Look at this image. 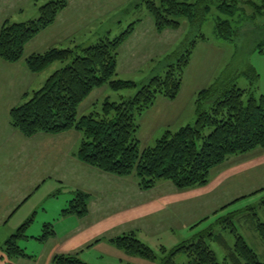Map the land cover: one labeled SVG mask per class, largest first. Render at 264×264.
<instances>
[{"label":"trees","instance_id":"trees-1","mask_svg":"<svg viewBox=\"0 0 264 264\" xmlns=\"http://www.w3.org/2000/svg\"><path fill=\"white\" fill-rule=\"evenodd\" d=\"M67 2L50 0L39 6L38 17L25 22L5 20L0 28V58L10 63L21 60L27 42L52 24ZM143 4L157 30L178 29L181 22L177 18L182 17L193 35L165 57L163 75H155L143 84L116 77L118 48L134 23L118 36H105L90 45L51 47L26 57L27 69L38 73L57 61L66 65L54 70L40 88L26 94L21 104L12 107L9 122L25 137L78 131L81 139L76 156L81 162L117 176L135 174L141 189H150L159 180L169 181L177 189L203 186L211 170L229 156L264 148V96H256L254 87L241 89L233 79L221 77L197 92L194 125L166 131L152 146L144 148L138 147L136 117L158 96L171 100L177 97L192 51L197 41L205 39L200 28L212 8L218 12L213 18L215 35L233 40L238 32L236 25L242 18L264 15V0H161L160 4L144 0ZM247 71V77L252 81L257 79L252 67ZM101 86L114 91L134 89L135 93L119 102L105 99L100 111L78 116V106L94 88ZM207 128L212 130L205 134ZM86 212V195L78 192L61 214L83 216ZM224 220L233 227L229 217ZM29 223L30 219L5 240L7 258L28 256L18 243L27 238ZM255 230L264 243V223L258 222ZM230 232L235 242L232 247L227 246L222 262L218 261L209 241L223 245L225 241L208 228L169 251L161 247L160 252L165 255L160 264H175L174 257L179 253L191 258L188 264H264L234 227ZM53 234L52 226L45 224L37 239L44 241ZM110 241L131 255L156 258L155 252L132 232ZM53 264L86 263L76 256L56 255Z\"/></svg>","mask_w":264,"mask_h":264},{"label":"crops","instance_id":"crops-1","mask_svg":"<svg viewBox=\"0 0 264 264\" xmlns=\"http://www.w3.org/2000/svg\"><path fill=\"white\" fill-rule=\"evenodd\" d=\"M28 1L37 5L38 0ZM80 1L86 9L85 18L90 22L98 16H105L109 11L105 1L68 0L67 6L57 14L55 21L27 42L21 60L10 63L0 58V264H53L56 255L76 256L89 263L87 257L90 254L113 255L114 250L120 249L110 239L129 232L136 235L135 231L140 229L138 225L141 223H144L142 227H151L154 226L153 222L157 223L160 219L170 223L165 229H172L179 222L188 221L192 215V200L195 196H201L205 192L207 195L215 180L217 189L225 188L226 180L242 169L241 166L248 156L251 158L264 154L262 148L244 153L246 158H232L223 165L224 161L211 170L209 180L203 186L177 189L171 182L159 180L152 188L141 189L135 174L117 176L81 162L76 156L81 134L76 130L57 134L37 133L25 137L11 126L10 109L21 104L26 99L25 95L40 88L47 79L45 77H48L43 75L46 69L31 73L27 69L25 58L51 47L85 46L74 40L77 33L87 26L83 24L84 13ZM13 8L12 2L7 9L12 11ZM31 19L35 18L28 20ZM5 20L8 18L0 20V28ZM132 23V31L118 48L116 77L133 81L135 77L148 79L159 75L146 76L143 73L141 76H131L135 70L141 71L140 66L133 61H138L144 52L148 56L151 54V51L142 47L138 41H148L163 32L156 29L154 22L145 26V29L141 22ZM111 32L112 28L106 29L100 38H113L121 33L111 37ZM132 42L138 43V46L135 45L137 47L134 48L129 63L122 64L119 60V50ZM64 43L73 44L72 47H63ZM183 86L184 82L179 94L172 100L157 97L151 107L145 110L146 115H140L141 123L138 128L141 129L144 125H159V132L162 131L163 135L166 131L174 132L183 126L191 125L190 121L195 119L193 99L197 91L193 89L189 93L185 92ZM177 126V130L173 131ZM78 192L86 195L87 212L83 216L62 215L61 211ZM219 195L226 196L224 191ZM204 196L199 199L201 202L198 206L201 208L217 203L216 199L211 202L208 198L204 199ZM231 203L233 202L221 208H217V204L214 205L211 214ZM39 210L41 215L37 220ZM209 214L205 210L203 215H199L197 222L192 218L182 227L192 228L194 223L209 218ZM29 219L27 230L34 228V232L26 233L27 238L22 240L33 247L32 252H25L18 243L29 257L7 258L4 252L5 240ZM45 224L52 226L54 234L44 241H39L37 237L41 235Z\"/></svg>","mask_w":264,"mask_h":264},{"label":"rangeland","instance_id":"rangeland-1","mask_svg":"<svg viewBox=\"0 0 264 264\" xmlns=\"http://www.w3.org/2000/svg\"><path fill=\"white\" fill-rule=\"evenodd\" d=\"M48 1L50 0H38L37 5H35L28 0H1L0 20L7 17L9 22H21L30 18H36L38 17L37 6H41ZM98 1L107 2L109 11L105 16H98L96 17L97 19H93L91 22L85 18L87 14L84 13L85 6L83 2L80 1L81 4H79L84 13L83 24L87 26H84L83 29L77 33L74 39L75 42L82 43L86 46L98 41L102 36L101 34H103L106 29L112 28V32L109 33V35L113 37L119 34L132 22H141L143 29H145V26L153 22L151 15L144 7V0ZM154 1L157 4H160L161 0ZM12 2L14 8L11 11L7 8L11 6ZM19 9L23 10L18 11ZM217 13L218 12L215 8H212L207 19L203 22L200 28V32L205 39L197 41L196 46L192 51L189 65L186 67L183 75L182 82H184V91L189 93L194 89L198 92L199 90L210 86L217 79L228 76V78L234 80L238 88L247 89L254 87L256 90V96H264V15L256 16L253 19L242 18V20L236 25L238 26L237 36L233 38V40H225L217 37L214 33L215 24L213 18ZM247 13H250V11ZM177 20L181 22V26L178 29H164L159 36L154 35L153 38L148 41H146L147 39H141L138 41L142 44V47L150 50L151 54L148 56L146 55V52H144V55H142L138 61H133L136 65L140 66L141 71L137 72V70H135L131 73V76H141L143 73L146 76H151L152 74L163 75L165 69V56L180 47L186 37L192 38L193 36L189 33L185 19L179 17ZM99 21L102 22L99 23ZM89 29L91 31H89ZM72 44L73 43H70V45L69 43H64L63 47L67 45L72 47ZM136 44L138 46V43L132 42L120 48L119 60L122 64L125 63L127 65L129 63L130 57L134 53V48L137 47L135 46ZM65 65L66 62H54L44 70L43 75L49 76L55 69ZM248 67H252L255 70V73L258 75L256 80L252 81L251 78L247 77ZM148 79L147 77H144L143 79L135 77V80L133 81L137 84H142L147 82ZM134 93V89L114 91L107 86L94 88L92 93H90L78 106L77 115H87L93 111H100L101 104L105 99L108 101L119 102L122 99L132 97ZM194 97L196 98V95H194ZM195 98L193 99L194 101ZM145 115V111H143L142 116ZM136 122L140 125V115L136 117ZM194 123L195 119H192L190 124L194 125ZM151 126L144 125L141 129H137L136 138L138 140L139 148L152 146L156 139L162 135V131L159 132L161 126L155 124ZM178 126L172 130H177ZM211 130L212 128H207L205 134H208ZM200 144L201 142L199 141L198 147ZM244 155L245 154L231 155L225 160L223 165L232 158H246L247 156ZM246 159L247 160L241 166L242 169H239L237 173L233 174L226 180L224 184L225 188L217 189L215 180L209 188V193L207 195H205V192L202 193L201 196L194 197L192 200V215L188 221L179 222L178 225H175L172 229H165L170 223L160 219L157 223L153 222L154 226L151 227H142L144 223L138 225L140 229L135 231L136 236L155 252V259L131 255L120 249L114 250L113 255L102 254L103 256H100L90 254L87 257L89 258V263H86L160 264L162 257L165 255L160 252L161 247H165L166 250L169 251L174 246L183 241L194 238L197 234L208 228L211 229L213 234L221 235L222 239L225 241V245L218 241H209L211 249L215 252L218 261L222 262L224 256L228 252L227 246L232 247L235 242V237L230 232L233 227L236 229L237 234L243 237L248 246L254 250L259 258L264 260V243L261 241L255 230L258 222L264 223V154L251 158L248 156ZM222 191H224L226 196L222 197L219 195ZM202 196H204V199L208 198L211 202L216 199V204L218 205L217 208H221L230 202L233 203L225 206L223 209L212 215L211 212L216 204L212 203L201 208L198 204L201 202L199 199ZM205 210L210 213L209 218L194 223L195 221L197 222L199 215H203ZM40 215L41 211L39 210L37 220L40 218ZM227 217L231 220L233 227L230 226V223L224 220L227 219ZM192 218L194 221V224H191L193 226L192 228L188 229L182 227V225L190 222ZM35 225H37V222ZM32 232H34V228L26 231L28 234H31ZM19 244L25 249V252H32L33 247L27 245L23 240H21ZM190 260L191 258L186 253H179L174 257L175 264H188Z\"/></svg>","mask_w":264,"mask_h":264}]
</instances>
